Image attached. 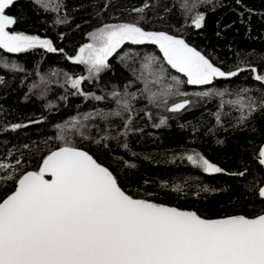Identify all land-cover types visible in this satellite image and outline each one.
<instances>
[{"label":"trees","instance_id":"1","mask_svg":"<svg viewBox=\"0 0 264 264\" xmlns=\"http://www.w3.org/2000/svg\"><path fill=\"white\" fill-rule=\"evenodd\" d=\"M56 3L61 5L58 11L45 10L33 0H16L7 10L17 19L13 31L50 39L63 52L0 50V163L13 166L0 168V199L14 189L24 171L39 169L46 155L61 146L57 137L63 134L108 166L134 196L191 208L204 217L253 216L264 211V200L258 196L264 184L258 156L264 144V109L248 115L247 109L241 112L240 104L234 103L241 98L245 102L249 97L264 98V82L254 78L264 75V0H54L52 7ZM145 3L150 6L143 13L133 11ZM198 13L205 15L200 29L192 25ZM65 18L66 23H56ZM138 20L145 30H162L185 39L225 72L237 67L248 70L231 78L218 77L209 85L182 84L180 90L188 95L169 97L167 107L183 99L191 103L172 113L153 106L147 97L172 83L171 77H186L163 61L156 45L126 43L109 59L111 67L99 79L82 84L83 91L104 96V100L73 95L65 73L74 77L88 73L84 65L68 57L104 24ZM149 57L156 58L151 68L145 67ZM161 65L166 70L164 82L152 83ZM253 67L256 73L250 70ZM126 85H130L128 93H136L131 101L130 131L125 128L129 114L118 103L128 99ZM146 85L150 92L141 95ZM113 91L121 97L113 98ZM204 91L213 94L195 95ZM97 110L122 115H108L107 120L96 116L84 121L87 128L68 123L72 117L82 118ZM242 116H247L243 122ZM161 118L166 124L157 127ZM14 124L24 126L13 131ZM58 124L65 126L63 132ZM194 153L224 171L209 174L194 167L187 160ZM241 172L245 174L238 175ZM176 187L182 190L174 191Z\"/></svg>","mask_w":264,"mask_h":264},{"label":"snow or ice","instance_id":"2","mask_svg":"<svg viewBox=\"0 0 264 264\" xmlns=\"http://www.w3.org/2000/svg\"><path fill=\"white\" fill-rule=\"evenodd\" d=\"M15 3L16 0H0V50L24 53L39 48L48 53L63 52L50 39L10 30L17 19L6 10ZM33 3L53 11H58L61 6L56 3L52 7L54 0H33ZM149 6L145 3L133 11L143 13ZM140 19H143L142 15ZM204 20L205 15L198 13L192 17V25L200 29ZM66 22V18L56 21L58 24ZM88 35L90 42L68 57L72 63L84 65L88 75L74 77L65 73L66 83L75 90L72 94L85 99H105L83 91L82 84L99 79L100 74L111 67L109 59L126 43L156 45L163 61L186 77V80L171 77L172 83L166 84L159 93L150 92L147 85L141 90V95L150 92L147 97L150 104L165 107L172 113L185 110L191 103L184 99L167 107L169 97L188 95L180 90L182 84L209 85L218 77L231 78L248 70L237 67L235 71L225 72L185 39L165 31H147L139 20L135 23H106ZM147 59L149 62L145 67L151 68V62L156 58ZM250 70L257 72L254 67ZM165 74L161 65L160 75L152 83H163ZM254 78L264 82V75L257 74ZM129 86H125L128 99L118 100V103H121L123 112L129 114L125 128L130 131L131 101L136 99V93H128ZM212 94L209 91L195 93L201 97ZM111 96L121 97V93L113 91ZM234 103L240 104L241 112L247 109L248 115L264 109V98L257 101L249 97L246 102L241 98ZM108 115L120 116L122 112L105 114L97 110L82 118L72 117L68 123L87 128L84 121L96 116L107 120ZM245 119L247 116H242L241 122ZM165 124L166 120L161 118L156 126ZM23 126L14 124L11 129L14 131ZM56 127L63 132L65 126L58 124ZM57 139L62 141L61 146L43 159L38 171H28L20 176L14 189L0 199V264H264V211L253 217L231 215L210 219L196 211L134 198L121 188L117 176L93 155L77 147L63 134ZM258 156L259 164L264 166V147ZM187 160L205 173L224 171L199 153L188 155ZM12 167L0 163V168ZM244 174L238 173L240 176ZM46 176L50 178L46 179ZM173 190L179 192L182 189L176 187ZM258 196L264 200V187L259 188Z\"/></svg>","mask_w":264,"mask_h":264},{"label":"water","instance_id":"3","mask_svg":"<svg viewBox=\"0 0 264 264\" xmlns=\"http://www.w3.org/2000/svg\"><path fill=\"white\" fill-rule=\"evenodd\" d=\"M7 11V10H6ZM7 14H9L8 13V11H7ZM10 15V14H9ZM10 30H12V29H10ZM13 31V30H12ZM78 76H80V75H77L76 77H78ZM184 100V99H183ZM182 100H179V101H177V102H181ZM172 105V104H171ZM171 105H170V107H171ZM77 147H79V146H77ZM262 147H264V144L262 145ZM261 147V148H262ZM58 148V147H57ZM57 148H55V149H53L52 151H54V150H56ZM79 148H81L82 150H84V151H87V152H89V154H91V155H93L90 151H88L87 149H85V148H82V147H79ZM51 152V151H50ZM49 152V153H50ZM48 153V154H49ZM47 154V155H48ZM46 155V156H47ZM93 157L95 158V159H97L94 155H93ZM98 160V159H97ZM43 162V161H42ZM98 162H100L102 165H104V166H106L104 163H102L101 161H99L98 160ZM42 165V164H41ZM106 167H108V166H106ZM264 167V166H263ZM109 168V167H108ZM110 169V168H109ZM111 170V169H110ZM28 171H38V169H29V170H26V171H24L20 176H22L23 174H25L26 172H28ZM112 171V170H111ZM19 176V177H20ZM46 179L47 178H50V177H48V176H46L45 177ZM121 186V185H120ZM261 187H264V184L261 186ZM121 188L127 193V194H129V195H132L130 192H128L126 189H124L122 186H121ZM134 198H138V199H146V200H150V201H152V202H155V203H158V204H163V205H167V206H173V207H177V208H179V209H182V210H189V211H196V210H194V209H191V208H184V207H180V206H177V205H174V204H169V203H166V202H161V201H157V200H153V199H149V198H146V197H138V196H134V195H132ZM197 212V211H196ZM197 214H198V212H197ZM260 213H258V214H256V215H259ZM198 215H200V214H198ZM231 215H245V216H247V217H253V216H256V215H253V216H249V215H246V214H242V213H234V214H228V215H222V216H215V217H205V218H210V219H216V218H221V217H226V216H231ZM202 216V215H201ZM202 217H204V216H202Z\"/></svg>","mask_w":264,"mask_h":264},{"label":"rangeland","instance_id":"4","mask_svg":"<svg viewBox=\"0 0 264 264\" xmlns=\"http://www.w3.org/2000/svg\"><path fill=\"white\" fill-rule=\"evenodd\" d=\"M124 23V22H123ZM130 23V22H129ZM147 31H150V30H147ZM159 31H162V30H159ZM171 35H173V34H171ZM37 36V35H36ZM175 36H177V35H175ZM40 37V36H39ZM177 37H179V36H177ZM42 39H46V38H43V37H41ZM90 42V39L87 41V42H85V43H89ZM84 43V44H85ZM189 44V43H188ZM190 45V44H189ZM190 46H192V45H190ZM193 47V46H192ZM195 48V47H194ZM198 50V49H197ZM199 51V50H198ZM201 52V51H200ZM202 53V52H201ZM203 54V53H202ZM204 55V54H203ZM205 56V55H204ZM206 57V56H205ZM207 58V57H206Z\"/></svg>","mask_w":264,"mask_h":264}]
</instances>
